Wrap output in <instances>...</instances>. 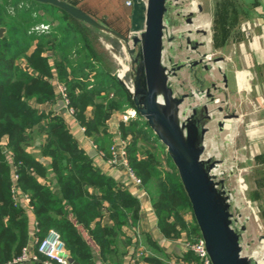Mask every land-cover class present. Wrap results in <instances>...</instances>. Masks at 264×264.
Here are the masks:
<instances>
[{"label": "trees", "instance_id": "1", "mask_svg": "<svg viewBox=\"0 0 264 264\" xmlns=\"http://www.w3.org/2000/svg\"><path fill=\"white\" fill-rule=\"evenodd\" d=\"M65 1L118 33L129 34L130 26L121 29L93 16L85 1ZM240 14L236 0L216 3L212 25L216 48L235 37ZM41 24L49 29L38 31ZM1 27L5 31L0 36V264L18 257L30 242L29 217L25 206L12 196L14 184L30 197L39 238L55 231L76 262L95 264L80 226L106 261L118 247L123 226L137 224L139 198L93 163L94 157L79 147L61 114L40 112L32 102L56 101L52 84L56 74L86 136L107 159L113 140L107 121L114 112L135 109L132 97L115 75L95 60L89 29H96L60 8L32 0H0ZM118 128L163 237L174 240L186 235L188 241H197L201 235L191 204L164 145L139 114L128 123L120 122ZM44 134L46 142L39 154L47 158L48 165L29 148ZM105 217L110 226L103 224ZM183 257L190 260L192 254Z\"/></svg>", "mask_w": 264, "mask_h": 264}, {"label": "water", "instance_id": "2", "mask_svg": "<svg viewBox=\"0 0 264 264\" xmlns=\"http://www.w3.org/2000/svg\"><path fill=\"white\" fill-rule=\"evenodd\" d=\"M32 1L58 7L73 18L114 36L123 43V50L131 65L133 91L128 92L135 111L164 145L177 168L211 263L260 264L253 257L243 254V234L247 227L232 212L231 193L225 180L219 179L215 174L220 160L205 156L209 123L216 111H223L221 106L210 109L209 104L215 99L211 91L219 94L222 88L217 82H212L204 89L203 76H197L193 67L202 66L205 71L210 72L213 68L211 65L223 58L214 57L209 62L206 60L207 53L199 50L206 43L193 36H205V30L189 27L173 32L177 27L175 15L192 26L201 6L198 5V10L192 8L184 13L183 7H178L174 0H131L130 27L126 36L65 0ZM175 10H178L177 13ZM3 32L4 28H0V36ZM176 40L184 43V46H180L181 52L188 51L184 54V61L180 63H175L172 58L168 61L164 58L165 42L172 43ZM191 54H195L197 59H191ZM187 67L195 78L196 92H176L173 80L179 81V73ZM216 70L220 72V68L216 67ZM118 81L124 86L123 81ZM226 82V76L223 75L224 85ZM202 92L206 93L208 101L196 104L195 99H200ZM234 118L235 113L224 114L217 121L218 128L223 130L225 121ZM68 260L71 264H79L72 257H68Z\"/></svg>", "mask_w": 264, "mask_h": 264}, {"label": "crops", "instance_id": "3", "mask_svg": "<svg viewBox=\"0 0 264 264\" xmlns=\"http://www.w3.org/2000/svg\"><path fill=\"white\" fill-rule=\"evenodd\" d=\"M128 1L131 0H121V2L119 0H111L107 9L105 8L109 2L106 0H92V3H87V5L90 7L91 10L89 11H91L93 16L111 19L112 22L107 20V23H112L121 29H125L127 26H130L131 6L126 4ZM181 1L185 0H178L177 3ZM218 1L220 0L192 1V8L195 7V9L198 10V5L201 6V11L196 14L194 19V27L195 29H203L207 32L205 36L195 35L193 37L199 41H205V46L199 49L202 53H207V55L213 54V58L218 57L223 59L217 64L213 63L211 65L213 68L210 72L205 71L202 66H196L193 67V69L197 76H203L205 81L204 89L209 87L212 82H216L215 80L218 79V81H220L218 85L222 90L219 95L221 99H224L230 106V109L234 111L236 118L226 120L223 130H220L217 121H220L222 117L219 115L215 121V128L211 130L210 126L206 134L205 146L206 148L208 147L209 141H211V145L214 144V139L216 137L219 138L222 132H225V136L222 139L224 147L226 148L225 150H227V148H233L234 154L238 155L237 159L241 162L240 164L243 165L245 163L246 169L247 167L249 168L248 170L252 177L251 188L254 200L261 206V209L264 210V180H262L264 176V0H236L240 4V9L242 10V14H240L242 19L240 18L237 23L234 33L235 37L222 48H216L214 46L212 30L214 12ZM189 10L190 8L186 10V12ZM174 20H176L177 23H185L181 17H176V15L174 16ZM245 22H250L252 27L247 32L241 29V25ZM89 30H91L92 39H96L92 29ZM179 31L178 29H173L175 33ZM179 42L181 41L176 40L172 43L165 42V60L168 61L169 58H172L175 63L184 61V54L188 53V51L186 52L183 49L184 51L181 52L178 47ZM182 45L184 46V44ZM93 48L96 54L95 60L103 67L105 66L106 70L114 75L113 73L116 68L115 59L104 51L105 47H103V45L98 48L96 43H93ZM167 49L169 50L168 53L166 52ZM32 51L33 48L30 52ZM191 59H197V56L191 54ZM124 60L130 65V62L126 60L125 57ZM216 67L220 68L219 73ZM179 75L181 81L175 82V84L173 80L176 86V92H188L189 89H192V86H190L191 82L197 87V85L194 84L195 78L192 76V73H190L189 67L181 71ZM223 75H225L227 79L225 85L223 83ZM185 76L189 79L187 81H182ZM90 79H93V73L90 75ZM52 84L56 94V101L47 104L32 102V105L40 112L55 111L61 114L65 119L68 129L77 140L79 147L89 154L92 153V156H95L94 161H96L99 168L107 175L124 184L125 188L136 195L140 201V218L137 224L123 226V234L118 236V247L106 261L102 260L100 256L99 247L88 236L87 232L78 226L83 237L91 246L94 263L167 264L170 260H180L187 264L193 263V256L190 260L183 257L189 252L185 248V243L188 241L186 235L174 240L165 239L163 237L157 227V221L150 198L143 185H135L128 179L124 169L111 167L106 161L99 158L100 155L102 156L104 153L97 150V145H94L95 141L86 136L84 133L85 130L83 131L82 129L84 127L81 126L76 117L71 119L67 116L58 92V85L63 83L59 81L56 74H54ZM110 96H113V93H111ZM128 109L130 108L125 109L124 112ZM124 112H114L107 121L108 132L110 134L114 135V130L118 128L121 122V114ZM88 113H91V108L88 109ZM94 148L96 149L94 150ZM93 151H95V153H93ZM41 160L44 164L48 165L44 162V159ZM42 182L46 181L42 180ZM20 202L25 206V210L29 217L30 242L27 245H30V249L35 252V246H31L34 223L36 221L34 210L30 208L31 203L27 204L23 200H20ZM261 219L264 221V213ZM187 220L191 221V216H187ZM103 224L110 226L112 223L108 217H105ZM37 263L38 262H20L14 264Z\"/></svg>", "mask_w": 264, "mask_h": 264}, {"label": "rangeland", "instance_id": "4", "mask_svg": "<svg viewBox=\"0 0 264 264\" xmlns=\"http://www.w3.org/2000/svg\"><path fill=\"white\" fill-rule=\"evenodd\" d=\"M74 1H77L79 3H82V1H85L86 3H90L92 0H74ZM106 1H108L109 3L107 7L105 6L106 7L105 9H107L111 3V0H106ZM119 1L121 2V0ZM192 1L193 0H185L184 2L183 1L178 2V7H183L184 9L183 12L185 13L186 10H188L189 8L192 9L193 7ZM174 3H177V2H175L174 0ZM8 8L12 12L11 7H8ZM177 11L178 10H175V13H177ZM101 19L112 22L111 19H107L106 17L101 18ZM43 27H45V29ZM189 27H191L192 29H195L194 24L192 26H189L186 23H177V27L175 29L183 31V30L188 29ZM36 29L38 31H41V30L47 31L49 29V26L45 24H41L37 26ZM92 31L94 33V36H96V39L95 38L92 39L93 43H96V46L98 48L101 47V45H103V47H105L104 51L107 52L109 55H111L115 59L116 68L113 74L117 78L118 72L122 68V65L126 66V62H124V57H127V55L125 54L126 53L125 50H123V43L120 42V40L115 38L114 36H110L102 31L93 30V29ZM182 44H184L182 41L179 42V45H178L179 49ZM168 51L169 50L167 49L166 52L168 53ZM125 79L128 81V75L123 80ZM188 79L189 78L185 76L182 81H187ZM179 81H181V79ZM179 81L174 80V83L175 82L177 83ZM215 81L217 82L218 79ZM219 82L220 81H218L217 83ZM190 86H192V89H189V91L196 92L195 89L197 87L195 88L192 82ZM211 92L214 93L215 99L213 103L209 104L210 109H215L216 106H221L223 108L222 112L216 111V113L213 116V119L209 123V128L211 126V130H213L215 128V121L217 120L219 115L222 117L224 114L234 113V111L230 109V106L225 102L224 99H221V96L218 93L214 91H211ZM199 98L200 99L198 98L195 99L196 104L206 103L208 101L207 95L204 92H202V95ZM135 118H137V115ZM224 136H225V132L224 133L222 132V135H220L219 138L216 137L214 139V142H213L214 144L212 145H211V141H209L208 147L206 148L207 150L205 152V156H213L220 160V166L216 169L215 172L217 173L219 179L223 178L225 180L227 189L230 190L231 199H232V204H231L232 212L234 213L235 217L239 220V222L241 224L246 225L247 227L246 232L243 234V243H242L243 244V254L247 256L252 255L251 257H253L257 261L263 260L264 258V221L261 218L263 216L264 210L261 209V206L254 200V195H253L252 188H251V178L252 177H251L250 171L248 170L249 168L247 167L246 169L245 163L243 165L240 164L241 162L238 161L237 159L238 155L234 154L233 148H227V150H225L226 148L224 147V143L222 142V139ZM45 142H46L45 134L43 136L39 135L36 138L34 144H31L29 148L31 152H33L34 154H37L39 157L44 159L45 163L49 164V161L47 160V158H44L40 156L39 154L40 149H42V144ZM94 145H96V143H94ZM95 149L96 148H94V150ZM99 158H101L103 161H106L105 155L103 154L102 156L100 155ZM93 163L96 166H98L96 161L93 160ZM262 180H264V176Z\"/></svg>", "mask_w": 264, "mask_h": 264}, {"label": "built area", "instance_id": "5", "mask_svg": "<svg viewBox=\"0 0 264 264\" xmlns=\"http://www.w3.org/2000/svg\"><path fill=\"white\" fill-rule=\"evenodd\" d=\"M128 6H132V1L126 3ZM45 29V27H43ZM250 22H245L241 25V29L247 32L251 29ZM126 54V53H125ZM127 55V54H126ZM129 61L128 56L125 57ZM213 59V54L207 55L206 60L211 61ZM124 62H126L124 60ZM128 75V81L123 80ZM119 80L123 81L125 88L128 91H133V81L131 77V66L126 63V66L122 65V68L118 72ZM59 98L61 99L67 116L71 119L75 118V109L71 105V100L68 95L67 89L64 84L58 85ZM137 113L135 109H128L121 114V122L128 123L130 120L136 117ZM83 131L85 130L82 128ZM127 141L121 137L119 128L114 130L113 142L110 146L109 152L110 156L106 159L107 164L114 168H121L127 174V177L135 185H142V180L132 169L127 153ZM104 155V154H103ZM217 175V173L215 172ZM17 175L14 176V179ZM12 196L17 201L23 200L25 203L30 204V197L22 193L16 184L12 188ZM30 208L33 210V206L30 204ZM38 232V222L34 223V233L31 246H35L36 251L33 252L30 249V245L23 247L21 254L14 258L12 261L6 264H14L20 262H38L42 264H71L68 260L69 254L65 248L64 243L60 239V236L55 231H50L42 239L37 236ZM185 248L193 256V263L191 264H212L209 258L208 252L206 250L205 243L200 237L197 241L185 243ZM167 264H187L180 260H170Z\"/></svg>", "mask_w": 264, "mask_h": 264}, {"label": "bare ground", "instance_id": "6", "mask_svg": "<svg viewBox=\"0 0 264 264\" xmlns=\"http://www.w3.org/2000/svg\"><path fill=\"white\" fill-rule=\"evenodd\" d=\"M199 26V25H198ZM205 26V25H204ZM210 40V39H209ZM138 115V114H137ZM256 253V252H255ZM252 256V255H251ZM260 264H264V258H263V260H259L258 261Z\"/></svg>", "mask_w": 264, "mask_h": 264}]
</instances>
